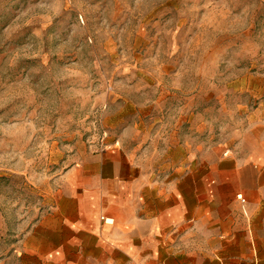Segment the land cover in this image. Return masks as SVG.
Segmentation results:
<instances>
[{
    "label": "rangeland",
    "instance_id": "rangeland-1",
    "mask_svg": "<svg viewBox=\"0 0 264 264\" xmlns=\"http://www.w3.org/2000/svg\"><path fill=\"white\" fill-rule=\"evenodd\" d=\"M249 139L264 0H0V264L75 155L118 143L171 173Z\"/></svg>",
    "mask_w": 264,
    "mask_h": 264
},
{
    "label": "crops",
    "instance_id": "crops-1",
    "mask_svg": "<svg viewBox=\"0 0 264 264\" xmlns=\"http://www.w3.org/2000/svg\"><path fill=\"white\" fill-rule=\"evenodd\" d=\"M249 140L171 173L118 143L81 152L1 264H264V139Z\"/></svg>",
    "mask_w": 264,
    "mask_h": 264
},
{
    "label": "built area",
    "instance_id": "built-area-1",
    "mask_svg": "<svg viewBox=\"0 0 264 264\" xmlns=\"http://www.w3.org/2000/svg\"><path fill=\"white\" fill-rule=\"evenodd\" d=\"M101 220H102L104 223H108V224H111V223H112V220H111V219H104V218H101Z\"/></svg>",
    "mask_w": 264,
    "mask_h": 264
}]
</instances>
